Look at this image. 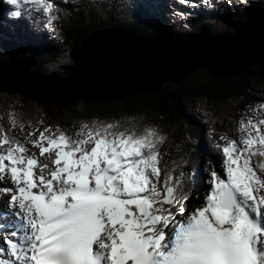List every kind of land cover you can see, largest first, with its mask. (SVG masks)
Wrapping results in <instances>:
<instances>
[{"label": "snow or ice", "instance_id": "snow-or-ice-1", "mask_svg": "<svg viewBox=\"0 0 264 264\" xmlns=\"http://www.w3.org/2000/svg\"><path fill=\"white\" fill-rule=\"evenodd\" d=\"M3 3L58 19L57 0ZM235 131L198 184L184 159L162 167L166 136L133 118L23 139L0 125V264H264V114Z\"/></svg>", "mask_w": 264, "mask_h": 264}, {"label": "water", "instance_id": "water-1", "mask_svg": "<svg viewBox=\"0 0 264 264\" xmlns=\"http://www.w3.org/2000/svg\"><path fill=\"white\" fill-rule=\"evenodd\" d=\"M234 29L177 39L119 27L92 30L72 52L74 64L67 76L32 71L37 65L33 57L0 62V92L69 106L80 100L108 102L158 93L202 69L215 78L233 79L264 58V11L234 24Z\"/></svg>", "mask_w": 264, "mask_h": 264}, {"label": "trees", "instance_id": "trees-1", "mask_svg": "<svg viewBox=\"0 0 264 264\" xmlns=\"http://www.w3.org/2000/svg\"><path fill=\"white\" fill-rule=\"evenodd\" d=\"M257 10H264V0L256 3L253 8H250L247 11V15L255 13ZM189 13L196 17V19L189 20L190 24H194V26L200 25L204 30L217 31L213 25V21L217 17L212 12L203 14L202 12L197 13L192 11ZM152 18L146 12V14L141 16L133 15L132 17H128L129 20H121L117 17H114V19L111 17L102 19L99 12H95L92 9L90 13L76 9L72 14L71 23L64 28L62 39L64 44L68 45V48L71 47L73 52L81 45L82 40L91 30L103 26L115 25L132 30L161 33L160 27H163L161 24L164 21L159 18L152 20ZM234 24V22L230 24L228 22L225 23L227 33L232 30ZM173 35L177 37L185 36L178 32ZM166 36H172V33L167 32ZM13 51L15 50L13 49ZM30 51V53L35 54L33 50ZM38 53L40 54V51ZM9 55L4 52L5 57H10ZM68 73L69 70L65 69V74L68 75ZM259 87L264 88V58L256 66L233 79L215 78L207 70H197L188 75L180 85L167 84L158 93L134 95L123 100L101 102L99 104L83 102L80 106H76V108L65 106L68 111L62 112L61 116L68 121L77 118L79 120L78 124L97 119L123 120L133 118L139 124L156 126L166 136V142L161 148L166 149L162 152L167 153L165 160L169 164L168 168L174 167L173 161L180 162L181 159H184L189 164H185L183 167L185 170L192 172L189 141L186 137L183 140L180 137L181 133L185 131L187 133L188 131V122L184 113L185 108L192 107L205 100L206 104L209 105L208 116L213 128L216 131L227 133L229 128L235 123V112L252 104L254 92ZM262 91L264 90L262 89ZM24 97L25 100H22V102L25 104L27 103V99L26 96ZM47 103L48 105L45 103L44 106L42 105L44 111H46V116L50 115V113L55 114V105ZM227 103L234 104H229V107L224 109L223 105ZM232 107L234 108L230 111ZM71 109L76 112L73 116L69 112ZM225 110L226 113L224 112ZM58 120L61 119L55 118L56 123L60 122ZM179 128L182 130L181 133L178 132Z\"/></svg>", "mask_w": 264, "mask_h": 264}, {"label": "rangeland", "instance_id": "rangeland-1", "mask_svg": "<svg viewBox=\"0 0 264 264\" xmlns=\"http://www.w3.org/2000/svg\"><path fill=\"white\" fill-rule=\"evenodd\" d=\"M93 2H94V5L99 6L100 9L103 10V12H105L104 14L101 15V17H102V19H106L107 16L109 15V13H107V12L111 9V7L116 2H120L121 3L122 0H116V1H113V0H93ZM179 3H181V2L179 1ZM74 4H77V3H75V1H74ZM222 4H223L222 0H207L206 4L204 6L205 7H210L211 6L213 11L217 10V12H219V10H222L221 8H219V7H221ZM70 6H73V5L66 4V8H68ZM188 6L189 5H184L183 7H185L187 9ZM190 6L193 7V5H190ZM120 7H122L123 10H120L119 9ZM120 7H116V8H118L121 11V16L124 18L125 14H127V11H126V9L123 6H120ZM197 7H201V6L198 4ZM100 9H98V10L101 11ZM128 9H129V11H133L132 7L131 8L128 7ZM175 9L176 8H173V12H174ZM177 15L172 13V16L175 17V18H177ZM185 16H186V14L178 15V18H181V17L184 18ZM243 20H245V17L242 19V21ZM215 25H216V29L217 30H220L221 32H225L226 31L225 22L224 21L221 22V20H217L215 22ZM64 28H65V25L62 24V25L57 27V30H59L60 33H61L62 31H64ZM197 31H200L199 27L197 28ZM234 31H235V29L233 30V27H232L231 32H234ZM71 53H72V50H71V47H70L68 49L67 53H66V64H67V66L68 65H73V60L70 57ZM48 69L50 71H52L51 67H49ZM205 70L209 71L208 69H202V71H205ZM170 84H172V83H170ZM256 92H257V88H256V91L254 93H256ZM24 96L25 95L20 94V93H16V92H0V113L4 114V115H0V123H1L0 125H3L5 129H12V131L13 132L16 131L14 133L17 134L19 132L18 130H21V125H23V128L27 127L29 129V132H36V135L38 136L39 135V131H43V129L45 127L57 126L56 124H60V127L62 129L71 128L73 125H75L76 128L78 127V123L75 121L77 118H75L73 121H68V120L62 118V116H61L62 112L68 111L65 106H60V107L54 106L55 107V114L50 113V115L46 116V114L43 113V112L46 113V111H44L42 105L44 106V103L48 105L47 102L39 103V102H42V101H33V100H29L26 97L27 103L23 104L21 102V100H25ZM260 96L264 97L263 94L260 95ZM116 101H118V100H116ZM83 102H87V101L86 100H80L79 103L74 102L73 104H70L69 106L71 108H76V106L77 107L80 106ZM101 102H106V101H103V100L99 101V102L98 101L97 102H92L91 101V102H87V103H89V104H99ZM49 103H51V102H49ZM206 103L207 102L205 100H202L201 103H197V104L193 105L192 107L185 108V112L184 113L186 115L194 116L196 120H198V118H200L202 114H204L205 117L208 119V118H210V117H208V112H209L208 111V109H209L208 106L209 105L206 104ZM229 104L233 105L234 103H227L226 105H223V108L225 109V108L229 107ZM261 104H264V101H261L260 103L259 102L258 103L252 102V104L250 106H247V107L243 108V111L242 110L239 111L238 115L236 114L238 119L235 121V125H232L230 127V129H234V128L236 129L238 127V121L240 120L241 117H249V116H254V115H257V114H264V108H259L258 107ZM62 107H64V108H62ZM115 108H117V107H115ZM23 109L27 110L30 113V115H32L34 117L35 120H37L39 122L41 121L43 124L42 125H40V124L36 125L35 123L31 124V123L25 122L24 120H21L20 122H18V120L21 119V116H23L22 112H25ZM69 112H70V114H72L71 116H73L76 113L75 111H72V109ZM224 112L226 113V110ZM225 113H224V115H225ZM24 117L26 119H31L32 120V118L30 116H24ZM55 118H60L61 120H58L60 122L56 123L57 121H55ZM13 122H15V127L14 128H13ZM78 122H79V120H78ZM29 124H31V125H29ZM230 129H229V131H230ZM235 129L233 130V132H230L229 137H232V136L238 137V136L241 135L238 131H235ZM181 131L182 130L179 128L178 132L181 133ZM28 133H26V135ZM180 137H181V140H183L185 137L187 139H189V134H188V132L186 133V131H185V132L181 133ZM225 142L226 141H223V144ZM31 151L35 152V153H37V155H39V150L37 148L31 149ZM221 158H222V155H221L220 158H218L219 163L221 161ZM212 165L218 167L219 164H218V162H214Z\"/></svg>", "mask_w": 264, "mask_h": 264}, {"label": "bare ground", "instance_id": "bare-ground-1", "mask_svg": "<svg viewBox=\"0 0 264 264\" xmlns=\"http://www.w3.org/2000/svg\"><path fill=\"white\" fill-rule=\"evenodd\" d=\"M114 12H116V8H114V11H113V13ZM118 16V15H117ZM35 19H43L44 21H47V22H49V19H48V16H47V14H44V13H39L38 14V16L35 18ZM31 19H29V18H25L24 19V21L26 22V23H28L29 21H30ZM21 23L23 24V22L21 21ZM30 24V23H29ZM29 24L27 25L28 27H29ZM32 24V29L34 28V26H36V23L35 22H33V23H31ZM29 28H31V27H29ZM95 30V29H94ZM132 30V29H131ZM47 44H50V43H47ZM16 52V51H15ZM40 52H41V56L43 57V55H44V52L42 51V49L40 50ZM62 61H65V58L63 57L62 58ZM42 73H47V70L44 68L42 71H41ZM57 107H60V106H57ZM199 184V183H198Z\"/></svg>", "mask_w": 264, "mask_h": 264}]
</instances>
